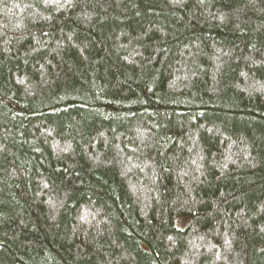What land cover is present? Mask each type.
Instances as JSON below:
<instances>
[{"label": "trees", "instance_id": "1", "mask_svg": "<svg viewBox=\"0 0 264 264\" xmlns=\"http://www.w3.org/2000/svg\"><path fill=\"white\" fill-rule=\"evenodd\" d=\"M0 264H264V0H0Z\"/></svg>", "mask_w": 264, "mask_h": 264}]
</instances>
